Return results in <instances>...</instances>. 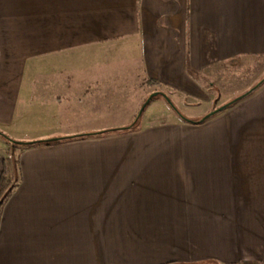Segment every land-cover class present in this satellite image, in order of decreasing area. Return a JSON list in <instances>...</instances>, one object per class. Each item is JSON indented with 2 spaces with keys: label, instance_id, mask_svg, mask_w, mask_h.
I'll use <instances>...</instances> for the list:
<instances>
[{
  "label": "crops",
  "instance_id": "0c3cea01",
  "mask_svg": "<svg viewBox=\"0 0 264 264\" xmlns=\"http://www.w3.org/2000/svg\"><path fill=\"white\" fill-rule=\"evenodd\" d=\"M256 58L264 0H0V132L57 140L17 150L0 264H264V82L124 130Z\"/></svg>",
  "mask_w": 264,
  "mask_h": 264
},
{
  "label": "rangeland",
  "instance_id": "374dc122",
  "mask_svg": "<svg viewBox=\"0 0 264 264\" xmlns=\"http://www.w3.org/2000/svg\"><path fill=\"white\" fill-rule=\"evenodd\" d=\"M222 77L225 80L224 82H221V83L219 82L216 84L214 83L211 84L209 81H203V83L206 87L215 91V95L217 96V98L218 96L220 97V94H221V101H225L226 97L238 93V90L243 91V93H245L248 89L253 87L256 83H258L264 77V60L262 58H256V59H250L247 61L234 64L233 66L228 67V69H226L222 73ZM165 94L169 97L167 93ZM204 99H205L204 96H202L200 99L193 100V101L192 100L189 101L187 99V102L189 101L191 104L190 106L181 107L179 105L178 107L177 106L175 107L182 116L186 118L188 117V119H198V117H200V115L198 114L202 113L207 108V104L206 102H204ZM154 103L155 102L152 101L149 105L153 106L152 104ZM172 103L174 104L173 101ZM219 105H220L219 103L218 104L216 103V105H214V108L218 107ZM214 108H212L206 113H209ZM168 109L170 110V108ZM14 142H19V141H14ZM19 143H23V142H19Z\"/></svg>",
  "mask_w": 264,
  "mask_h": 264
},
{
  "label": "trees",
  "instance_id": "16d2710c",
  "mask_svg": "<svg viewBox=\"0 0 264 264\" xmlns=\"http://www.w3.org/2000/svg\"><path fill=\"white\" fill-rule=\"evenodd\" d=\"M246 97H244V98H246ZM157 98H162V97L160 95H158V96L152 98L150 100L149 104L152 101H154L155 99H157ZM162 99L164 100V102L166 103L168 108H170V110L174 113V115H176V117H178L180 120H182L185 123L194 124V125H200V124L197 123L200 120V118L197 119V120H190V119L182 116L178 112V110L176 109L175 105L172 103L171 100H170V102H167L164 98H162ZM216 103H217V100H214L213 106H212L213 108H214V105H216ZM137 122H135L128 130L136 129L137 125H138ZM0 137L6 139V141L8 142V144L10 146V148L8 150V153L6 154V158L4 160V163H3V170H2V172L0 174V217H1V213H2V210H3V207H4L5 203L7 202V200L10 197V195L13 193V191L15 190V188L17 187V185L19 183V162H18L17 150L18 149H22V148H27V147H30V146H33V145H50V144H52V143H54L56 141H52V142H36V143H34L32 145H28V144L18 145L14 141H12L9 138H7V136L2 134L1 132H0Z\"/></svg>",
  "mask_w": 264,
  "mask_h": 264
},
{
  "label": "water",
  "instance_id": "95a60500",
  "mask_svg": "<svg viewBox=\"0 0 264 264\" xmlns=\"http://www.w3.org/2000/svg\"><path fill=\"white\" fill-rule=\"evenodd\" d=\"M264 82V77L256 84L254 85L252 88H250L246 93H244L243 95L241 96H238L237 98H234L233 100H231L230 102L220 106V107H217L215 109H213L212 111H210L209 113H207L205 116H203L197 123L198 124H202L204 123L206 120L210 119L211 117L217 115L218 113L222 112L223 110H225L226 108H228L229 106L237 103L238 101H240L241 99H243L244 97H246L247 95H249L251 92H253L255 89H257L262 83ZM160 95L162 98H164L167 102H170V99L163 93L161 92H154L152 93L146 100L145 102L143 103V105L141 106V108L139 109L138 111V114L136 116V119L135 121H137L143 110L145 109V107L149 104L150 100L156 96ZM131 127V126H130ZM130 127H127V128H124V130H128ZM52 141H57V140H48V141H45V142H52ZM16 144L18 145H22V144H28V145H32L36 142H31V143H19V142H15Z\"/></svg>",
  "mask_w": 264,
  "mask_h": 264
}]
</instances>
